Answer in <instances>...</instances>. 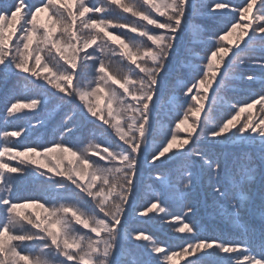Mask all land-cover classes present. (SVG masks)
<instances>
[{"label": "snow or ice", "instance_id": "obj_1", "mask_svg": "<svg viewBox=\"0 0 264 264\" xmlns=\"http://www.w3.org/2000/svg\"><path fill=\"white\" fill-rule=\"evenodd\" d=\"M0 85V264H264V0H9Z\"/></svg>", "mask_w": 264, "mask_h": 264}, {"label": "trees", "instance_id": "obj_2", "mask_svg": "<svg viewBox=\"0 0 264 264\" xmlns=\"http://www.w3.org/2000/svg\"><path fill=\"white\" fill-rule=\"evenodd\" d=\"M9 0H0V5L6 4L8 3ZM33 3L37 2V0H32ZM94 2L96 3H101L102 0H94ZM233 3H239V0H233ZM112 15L114 17H116L118 15V11H114L112 13ZM128 19L131 20L133 19L130 14H128ZM198 23H201L202 21L198 20ZM187 39V37L185 38V40ZM183 46V43L182 45ZM253 71L256 72L257 75H260V72L258 69H254ZM257 90H258V86H257ZM6 89L3 85H0V128L5 127V121H4V113H5V104L7 102V98L5 95ZM230 95H237L238 94H230ZM238 98H246V97H241L238 96ZM14 127V125H9V130H12V128ZM44 129H40L38 132L33 133V139H37L40 138L44 135ZM14 163V162H13ZM22 194H26V193H22ZM202 218L206 221H208L210 218L208 217L207 213L204 212L202 210ZM143 220H147V217L142 218L141 221H137L135 223V227L138 228H142L147 230V234L153 235L157 240L163 242L165 244V246L167 245H171L173 248H175L178 244L181 243V241L176 240V239H172V229L167 227L165 224H163L162 222H160L159 220H155V221H148L147 223L142 222ZM255 222L258 223L259 222V217L257 215V217L255 218ZM207 234L211 235L213 234L212 232H208ZM176 264H183L182 261H177Z\"/></svg>", "mask_w": 264, "mask_h": 264}]
</instances>
